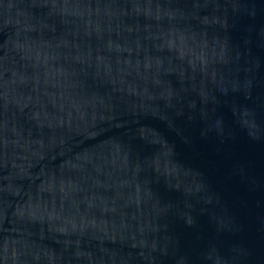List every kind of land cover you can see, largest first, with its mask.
I'll return each instance as SVG.
<instances>
[{
	"label": "water",
	"instance_id": "water-1",
	"mask_svg": "<svg viewBox=\"0 0 264 264\" xmlns=\"http://www.w3.org/2000/svg\"><path fill=\"white\" fill-rule=\"evenodd\" d=\"M0 264H264V0H0Z\"/></svg>",
	"mask_w": 264,
	"mask_h": 264
}]
</instances>
